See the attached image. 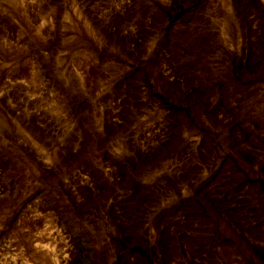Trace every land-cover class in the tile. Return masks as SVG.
Returning <instances> with one entry per match:
<instances>
[{"label":"rangeland","instance_id":"obj_1","mask_svg":"<svg viewBox=\"0 0 264 264\" xmlns=\"http://www.w3.org/2000/svg\"><path fill=\"white\" fill-rule=\"evenodd\" d=\"M0 264H264V0H0Z\"/></svg>","mask_w":264,"mask_h":264}]
</instances>
